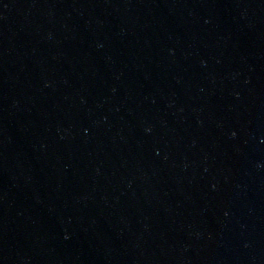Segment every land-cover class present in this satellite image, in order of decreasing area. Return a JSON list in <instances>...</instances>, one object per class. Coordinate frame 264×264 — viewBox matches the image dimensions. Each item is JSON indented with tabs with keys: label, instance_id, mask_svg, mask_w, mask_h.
Here are the masks:
<instances>
[{
	"label": "water",
	"instance_id": "1",
	"mask_svg": "<svg viewBox=\"0 0 264 264\" xmlns=\"http://www.w3.org/2000/svg\"><path fill=\"white\" fill-rule=\"evenodd\" d=\"M0 264H264V0H0Z\"/></svg>",
	"mask_w": 264,
	"mask_h": 264
}]
</instances>
